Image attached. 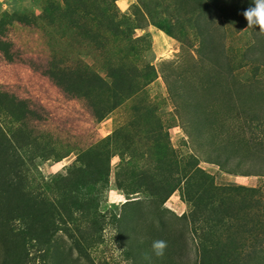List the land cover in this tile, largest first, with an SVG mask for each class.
Returning <instances> with one entry per match:
<instances>
[{
	"label": "rangeland",
	"instance_id": "1",
	"mask_svg": "<svg viewBox=\"0 0 264 264\" xmlns=\"http://www.w3.org/2000/svg\"><path fill=\"white\" fill-rule=\"evenodd\" d=\"M141 1L0 0V264H264L254 0Z\"/></svg>",
	"mask_w": 264,
	"mask_h": 264
},
{
	"label": "trees",
	"instance_id": "2",
	"mask_svg": "<svg viewBox=\"0 0 264 264\" xmlns=\"http://www.w3.org/2000/svg\"><path fill=\"white\" fill-rule=\"evenodd\" d=\"M139 4L141 5V8H145V3L143 1L139 0ZM116 18H117L116 13L113 14V15H110V19L111 20H115ZM199 18H200V15H199ZM200 20L197 23L198 25L194 27L196 29V31L198 32V34L201 36V39H200V45H201V48H200V57L202 59L205 58L206 60H214L217 57H219V56H216V52L218 50L217 47H219L220 44H218L217 42L214 41L213 34L210 37L209 34H205L203 32L202 29L203 28H206L208 26V22H201ZM154 24L156 26H158L160 29H163L166 34H168V35H172L173 34V32L171 31V29L169 27L164 26L162 23H154ZM218 61L219 60H217L216 62H218ZM201 63L204 64V60H202ZM208 80H210V79H208ZM208 82H210V81H208ZM170 90H171V88H170ZM207 93H210V92H207ZM177 95H178V99H174V100H178V104L180 105L181 110H182L183 113H187L188 114V109L189 110L191 109V111H192L193 108H194V112L196 110L197 115H196V117L195 116H193V117L196 118V124H197V126L198 127L201 126V128H202V126L204 125L203 122H205L207 124L208 116H211V114H213L212 111H214L213 105H211L209 107L208 106L207 107L204 106V107H202L203 108L202 111H197V106L199 105V101L197 102V100H196L197 95L196 96H191L190 95L189 99L187 98L188 100L185 99V97H184L185 94H183V93H180V95L179 94H177ZM179 98H181V99L179 100ZM185 105H186V107L188 109H184V106ZM219 110L218 111L224 115V113L222 111H225L226 109L219 106ZM239 121L240 120H238V119L234 121V123H235V129L241 130V126H240V122ZM210 141H208V143H210ZM204 142L207 143V141H205V140H204ZM202 143H203V141H202ZM213 143H215V142H213ZM213 143H211V145ZM222 143H224L223 140H221L219 142V144H222ZM220 150L226 152V148H223V146L220 148ZM228 154L230 155V153H228ZM225 159H227V156L226 157H223V156L220 157L219 156L214 161H211V160H209V161L212 162V163H216L219 166V168H221L222 170H224L225 172L230 173V174H240V175H248L249 174V173H237V172H239V171H237V169H234V168L232 169L231 167L230 168L227 167L226 166L227 163H225ZM190 164L193 166L194 162H193V164H192V162H190ZM190 164L187 165V166L190 167ZM201 172L204 174V175H202L204 177V180L209 179L208 180V183H210V186H211L213 192L219 191L221 189V188H218V185L216 183H213V181L215 182V180L213 179V176L212 175H209V174H207V173H205L203 171H201ZM184 174L186 175V173H184ZM130 184H134V183H130ZM138 185L141 186L139 183H138ZM186 185H187V183H186ZM128 186H132V185H128ZM181 186H182L181 184H175L174 183V185L172 187L167 188V191H165L163 193V195L160 197L161 201L164 202L174 190L181 188ZM128 189H132V188H128ZM207 190H209V189H206V191ZM221 190H223V189H221ZM125 202H127V201H125ZM194 220L195 221H199V220L201 221V218L200 217H196ZM194 230H197V229L194 228Z\"/></svg>",
	"mask_w": 264,
	"mask_h": 264
},
{
	"label": "clouds",
	"instance_id": "3",
	"mask_svg": "<svg viewBox=\"0 0 264 264\" xmlns=\"http://www.w3.org/2000/svg\"><path fill=\"white\" fill-rule=\"evenodd\" d=\"M249 27L255 26L264 30V0H254V6L244 12ZM152 251L155 256L160 257L165 254L167 242L163 239L152 241Z\"/></svg>",
	"mask_w": 264,
	"mask_h": 264
}]
</instances>
